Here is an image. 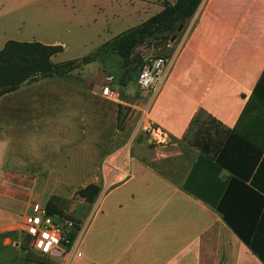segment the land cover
I'll list each match as a JSON object with an SVG mask.
<instances>
[{
  "label": "crops",
  "instance_id": "1",
  "mask_svg": "<svg viewBox=\"0 0 264 264\" xmlns=\"http://www.w3.org/2000/svg\"><path fill=\"white\" fill-rule=\"evenodd\" d=\"M142 2L158 13L176 0ZM111 15L105 22L120 18ZM167 51L166 78L151 102L144 95L134 129L148 122L167 135L164 144L147 137L152 160L171 173L132 153L135 141L112 151L103 111L111 98L101 92L41 78L0 97V264H264L256 254L264 258V0H201ZM86 109L91 128L79 121ZM73 129H82L74 143L85 155L84 178H98L90 184L100 190L87 204L98 212L87 254L78 251L83 235L68 255L16 253L27 243L22 219L47 179L75 178L55 174L63 165L43 151L48 131ZM223 201L233 227L216 209Z\"/></svg>",
  "mask_w": 264,
  "mask_h": 264
},
{
  "label": "rangeland",
  "instance_id": "2",
  "mask_svg": "<svg viewBox=\"0 0 264 264\" xmlns=\"http://www.w3.org/2000/svg\"><path fill=\"white\" fill-rule=\"evenodd\" d=\"M110 2L112 3L110 4ZM125 2L126 0H0V49L3 46L2 40L39 42L45 45L63 47L62 52L52 58L54 64L79 60L97 51L103 45L102 40H111L121 32L141 24L157 13L156 5L151 4L147 9L142 0L127 2V8ZM129 8L136 10L134 12L138 14L129 15ZM112 12H117L120 18L115 17L105 22L103 16L106 15L107 18H110ZM105 25H108V31L102 32V29L106 27ZM152 43V41H147L137 47L126 62L117 55L110 54L74 70L59 80L80 90H94L96 93H100L105 78L112 75L114 82L111 86V101H109L110 104L104 106L105 109L103 110L105 122H108L112 127V151L126 142L125 149L128 150L131 142L135 141L132 144V153L138 154L144 162L162 172L171 173L172 170L169 165L160 160H152L154 156L153 147L155 146L149 143L148 137L143 133L135 134L134 129L138 119L139 107L144 103V93L136 85L135 74L139 70V57L143 56ZM166 52L167 49L156 50L151 53L160 55ZM87 110H78V117L79 121H83L88 125V128H91L89 124L93 120L92 117H89L90 110ZM203 118L207 121L204 116ZM83 122H78V124L83 126ZM61 125L66 127L63 123ZM71 125L67 126L71 127ZM81 130L78 133L75 129L68 130L64 134H54V131H48L49 139H47L46 144L44 141L43 151L46 152L47 159L53 156L57 159L58 164L63 165L62 169H56L58 171L55 174L71 175L75 178L47 179L46 193H41L39 198L37 193L31 207L35 205L45 207L48 200H51L61 216L76 219L79 227L77 238L83 235L78 251L86 256V235L94 223L93 220H96L98 212L95 213L96 209L93 210L79 197L78 191L90 183H95V180L97 182L98 178H84V175L88 173L86 162L83 160L85 155H82L80 145L75 147L79 143H74L77 140V134H81ZM91 138V133L85 136L84 147H86V140ZM37 144L39 143L37 142ZM88 148L90 149V147ZM27 184L29 181L25 183L24 187H27ZM30 187L33 186L30 185ZM31 214L32 212L29 215ZM52 218L56 220L58 214H53ZM23 250L30 253V256L35 259H42L38 255L31 254L36 252L27 251L26 242L25 249L21 248L16 253H22Z\"/></svg>",
  "mask_w": 264,
  "mask_h": 264
},
{
  "label": "trees",
  "instance_id": "3",
  "mask_svg": "<svg viewBox=\"0 0 264 264\" xmlns=\"http://www.w3.org/2000/svg\"><path fill=\"white\" fill-rule=\"evenodd\" d=\"M200 2L201 0H176L174 4L164 3L160 12L140 25L130 28L104 43L94 53L79 60H71L60 64H54L52 58L62 52L61 46H49L38 42L7 41L0 50V97L19 89L26 83L41 78L61 79V77H64L74 70L91 64L110 54H115L126 62L131 57L133 51L147 41H162L164 42V47L160 51L167 49V46L171 44L169 40L173 35H176V39L179 37L188 21L194 15ZM180 26L183 29L180 33H177V29ZM160 55L169 58L171 53L167 51ZM142 60L143 57L140 56L139 70L142 65ZM139 70L135 74L136 80ZM197 119L194 118L192 123L197 122ZM206 123L210 124L214 123V121L208 120ZM99 191L96 185L89 184L80 189L78 195L86 204H93L98 197ZM45 208L48 215L58 214L61 216L57 208L51 203V200H48ZM216 209L226 223L230 227H233L224 201L219 203ZM74 220L77 223V220ZM78 231L79 227L77 226L69 237L70 242H73ZM243 240L249 245V242L245 238ZM256 254H258L261 260H264L261 254Z\"/></svg>",
  "mask_w": 264,
  "mask_h": 264
},
{
  "label": "built area",
  "instance_id": "4",
  "mask_svg": "<svg viewBox=\"0 0 264 264\" xmlns=\"http://www.w3.org/2000/svg\"><path fill=\"white\" fill-rule=\"evenodd\" d=\"M142 57V65L137 75L136 85L144 95L148 96L147 101L151 102L166 78L170 66V57L152 53ZM113 82V76L110 75L105 78L102 96L110 97ZM140 130L156 144L167 142V135L148 122L141 124ZM77 226L76 221L72 218L58 215V218L53 220L52 215H48L45 207L35 205L32 207V214L23 217L21 229L27 239V251H34L47 257L74 253L79 238H77L78 232L73 242H70L69 237ZM80 255L77 253V257Z\"/></svg>",
  "mask_w": 264,
  "mask_h": 264
},
{
  "label": "water",
  "instance_id": "5",
  "mask_svg": "<svg viewBox=\"0 0 264 264\" xmlns=\"http://www.w3.org/2000/svg\"><path fill=\"white\" fill-rule=\"evenodd\" d=\"M183 27L180 26L178 29H177V33H180L182 31ZM176 40V35H173L172 38L169 40L170 43H173L174 41ZM164 47V42L162 41H156V42H153L151 47L148 48L143 56H146L148 54H150L152 51H156V50H160Z\"/></svg>",
  "mask_w": 264,
  "mask_h": 264
}]
</instances>
